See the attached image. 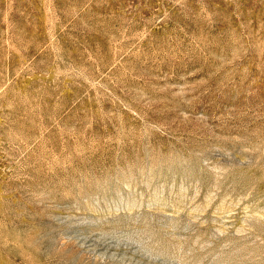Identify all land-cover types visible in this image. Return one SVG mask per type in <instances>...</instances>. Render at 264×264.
I'll return each mask as SVG.
<instances>
[{"label":"rangeland","instance_id":"374dc122","mask_svg":"<svg viewBox=\"0 0 264 264\" xmlns=\"http://www.w3.org/2000/svg\"><path fill=\"white\" fill-rule=\"evenodd\" d=\"M0 264H264V0H0Z\"/></svg>","mask_w":264,"mask_h":264}]
</instances>
